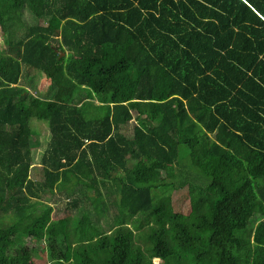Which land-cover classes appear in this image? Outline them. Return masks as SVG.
<instances>
[{
	"label": "trees",
	"instance_id": "trees-1",
	"mask_svg": "<svg viewBox=\"0 0 264 264\" xmlns=\"http://www.w3.org/2000/svg\"><path fill=\"white\" fill-rule=\"evenodd\" d=\"M0 28V264H264V0H0Z\"/></svg>",
	"mask_w": 264,
	"mask_h": 264
},
{
	"label": "rangeland",
	"instance_id": "rangeland-1",
	"mask_svg": "<svg viewBox=\"0 0 264 264\" xmlns=\"http://www.w3.org/2000/svg\"><path fill=\"white\" fill-rule=\"evenodd\" d=\"M4 43V36L1 32L0 28V45ZM42 76L40 74H34L33 72H28L27 73V78H24V80L21 81V83L25 84L27 88L30 90V100H34L35 98L39 100V97H42L44 93L46 92V89L42 88V81H41ZM32 84V85H31ZM33 86V87H32ZM36 109V107H35ZM34 114H32L30 117L31 123H33L34 127H37L44 135L42 137V148L43 149L46 146V141L48 137L50 136V129L48 126V123L46 121H40L37 116L35 115V111H33ZM136 121L133 120L132 122L129 123V130H133V127L135 125ZM38 149L35 151L37 154L36 159H35V166L32 170V176L34 178H38L39 174L41 172L40 168V163H41V158H42V153L43 150ZM41 150V151H40ZM38 160V161H37ZM78 197L81 198L84 196L80 192L78 193ZM83 198V197H82ZM68 196L66 195V192H57V195H55L54 200H52L53 204V212H52V221H60L61 218H74V216L79 217L81 214L78 213L79 211H76V208L71 207L68 204ZM82 200L81 205L84 206V208L87 209H92L93 205L91 204L90 201L87 200V198L84 196ZM172 202L174 205L175 210L183 212V213H189L190 212V192H189V184L184 186V187H179L175 188L172 192ZM115 209L110 207V211L107 213V215H104L101 217V223L105 230L108 232L111 229H113L117 224L118 221L121 219H113L115 216L114 215ZM12 216L8 215L6 216V221L8 223L12 222ZM124 221H126L127 218L125 216L122 217ZM41 243L44 244V241L42 240ZM37 253V257L35 258L33 264H49L46 259L48 258V254L46 251L41 250V248L37 249L35 251ZM162 260L160 258H155L154 262L160 263Z\"/></svg>",
	"mask_w": 264,
	"mask_h": 264
},
{
	"label": "bare ground",
	"instance_id": "bare-ground-1",
	"mask_svg": "<svg viewBox=\"0 0 264 264\" xmlns=\"http://www.w3.org/2000/svg\"><path fill=\"white\" fill-rule=\"evenodd\" d=\"M21 1V0H20ZM23 3V2H22ZM18 7V6H17ZM54 7V6H53ZM182 7H180V9H181ZM68 22V21H67ZM245 32V31H244ZM249 35V34H248ZM249 37V36H248ZM76 38V37H75ZM90 54V53H89ZM211 76V75H210ZM48 77V76H47ZM32 85V84H31ZM183 86V85H182ZM195 86V85H194ZM33 87V86H32ZM50 87H52V86H50ZM175 91V90H174ZM188 93H190V92H188ZM83 96V95H82ZM188 96V95H187ZM174 102V101H173ZM31 104V103H30ZM192 109V108H191ZM193 111V110H192ZM218 113V112H217ZM186 114V113H185ZM232 134V133H231ZM39 149V148H38ZM38 161V160H37ZM41 179V178H40ZM39 179V180H40ZM223 232V231H222ZM226 233V232H225ZM145 236V235H144Z\"/></svg>",
	"mask_w": 264,
	"mask_h": 264
},
{
	"label": "water",
	"instance_id": "water-1",
	"mask_svg": "<svg viewBox=\"0 0 264 264\" xmlns=\"http://www.w3.org/2000/svg\"><path fill=\"white\" fill-rule=\"evenodd\" d=\"M61 54L63 55V54H64V52H61Z\"/></svg>",
	"mask_w": 264,
	"mask_h": 264
},
{
	"label": "crops",
	"instance_id": "crops-1",
	"mask_svg": "<svg viewBox=\"0 0 264 264\" xmlns=\"http://www.w3.org/2000/svg\"><path fill=\"white\" fill-rule=\"evenodd\" d=\"M41 121V120H40Z\"/></svg>",
	"mask_w": 264,
	"mask_h": 264
}]
</instances>
